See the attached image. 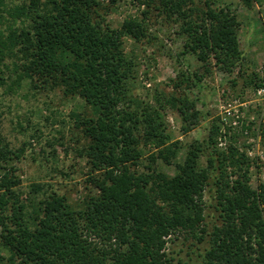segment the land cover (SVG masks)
<instances>
[{
    "label": "trees",
    "instance_id": "1",
    "mask_svg": "<svg viewBox=\"0 0 264 264\" xmlns=\"http://www.w3.org/2000/svg\"><path fill=\"white\" fill-rule=\"evenodd\" d=\"M154 1L145 0L143 18H128L112 29L99 12L117 0H0V86L28 80L32 90L58 88L64 97L81 99L89 112L70 117L90 141L84 153L91 173L98 172L88 180L95 193L76 208L64 196L47 195L40 184L29 186L24 201L9 165L23 151L13 152L0 140V250L8 254L0 263L173 264L165 253L167 241L205 233L203 196L213 187L222 224L209 235L204 264H264V184L249 189L245 156L233 145L226 154L215 149L214 123L207 138L193 142L183 161L175 162L178 146L166 145L160 109L128 95L135 61L126 55L123 38L138 43L146 37L152 5L180 22L184 53L199 61L211 57L226 73L243 60L236 43L239 24L229 8L206 3L193 12L187 7L192 0H157L156 6ZM250 80L254 88L264 86V77ZM201 81L197 72L189 73L174 87L188 82L197 87ZM167 104L176 109L182 134L198 125L200 112L186 97L173 96ZM153 145L163 146L156 159L174 166L172 177L156 174L150 165L131 169L142 156L140 146ZM230 167L237 173L228 175Z\"/></svg>",
    "mask_w": 264,
    "mask_h": 264
},
{
    "label": "rangeland",
    "instance_id": "2",
    "mask_svg": "<svg viewBox=\"0 0 264 264\" xmlns=\"http://www.w3.org/2000/svg\"><path fill=\"white\" fill-rule=\"evenodd\" d=\"M3 1L16 4L20 0ZM157 3L155 0L154 6ZM206 3L216 9L229 8L235 15L239 24L236 43L243 57L240 65L232 73H226L214 65L211 57L199 61L196 56L184 53L186 34L179 32L180 22L160 15L152 5L145 19L146 37L138 43L123 38L126 55L135 61L128 95L141 105L160 109L165 135L169 137L166 145L177 143L178 146L174 159L177 163L183 161L193 142L207 138L215 123L219 128L215 149L226 154L227 148L233 145L245 156L248 186L255 192L264 184V96L256 94L258 88L253 87L250 79L264 77V0H192L187 7L196 12L204 10ZM145 10V0H117L107 12L99 13L104 25L119 29L128 18H143ZM194 72L202 76L197 87L189 82L188 86L183 83L180 88L174 87ZM2 76L8 75L3 73ZM6 85L0 86V140L13 152L23 151L19 159L9 162L21 181L23 200L30 196V185L40 184L47 195L57 193L73 208L78 207L87 195L95 193L88 180L98 172L91 173L84 153L90 141L74 126L70 116L83 115L88 109L81 99L64 97L58 88L32 90L28 80L19 86H11L8 82ZM173 96L186 97L192 102L193 110L200 112L198 125L187 134L181 132L176 109L167 104ZM162 147L140 146L142 156L131 169L140 172L143 166L150 165L156 174L172 177L174 166L156 159ZM199 165L206 166L204 158H200ZM232 171L237 173L235 167H230L228 175ZM213 191L214 188L209 187L203 196L205 233L180 234L167 241L165 253L173 264H204L205 251L210 248L209 235L222 224ZM7 256L5 250H0V257Z\"/></svg>",
    "mask_w": 264,
    "mask_h": 264
},
{
    "label": "built area",
    "instance_id": "3",
    "mask_svg": "<svg viewBox=\"0 0 264 264\" xmlns=\"http://www.w3.org/2000/svg\"><path fill=\"white\" fill-rule=\"evenodd\" d=\"M256 94L260 97L264 96V86L257 89Z\"/></svg>",
    "mask_w": 264,
    "mask_h": 264
}]
</instances>
